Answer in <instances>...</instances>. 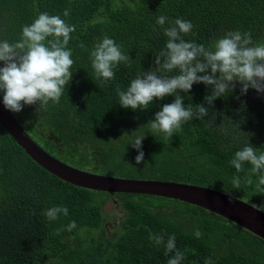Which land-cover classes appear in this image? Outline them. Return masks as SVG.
I'll use <instances>...</instances> for the list:
<instances>
[{"label": "trees", "instance_id": "1", "mask_svg": "<svg viewBox=\"0 0 264 264\" xmlns=\"http://www.w3.org/2000/svg\"><path fill=\"white\" fill-rule=\"evenodd\" d=\"M42 12L59 15L76 31L68 45L75 61L73 79L59 104L50 102L41 113L37 106L13 113L39 146L82 170L208 187L264 211V186H258V175H251L252 184L247 183L251 165L237 172L230 164L244 146L264 152V94L249 89L241 95L237 84L234 92L214 102L208 116L184 123L165 139L152 135L146 125L175 97L134 112L119 105L116 93L117 87L126 90L131 80L155 67V54L167 41L156 24L159 16L168 18L164 27L177 18L190 21L193 30L184 39L205 47L235 30L250 32L255 43H262L264 0H0V41L17 42L23 26ZM105 36L130 56L107 83L95 78L89 58ZM209 93L207 86L195 84L190 93L181 95L185 107L195 111ZM125 132L133 134L123 137ZM136 135L145 137V157L139 165L138 152L130 145ZM237 176L239 187L232 183ZM111 197L50 174L0 125V264H167L174 253L166 256L165 248L150 240L160 234L165 240L175 235L176 248L185 255L181 264H205L209 257L213 264H264L263 239L178 201L118 194L120 222L106 225L103 210ZM53 206L67 207L69 215L49 221L43 213ZM71 221L77 224L72 232L56 235L57 228Z\"/></svg>", "mask_w": 264, "mask_h": 264}, {"label": "clouds", "instance_id": "2", "mask_svg": "<svg viewBox=\"0 0 264 264\" xmlns=\"http://www.w3.org/2000/svg\"><path fill=\"white\" fill-rule=\"evenodd\" d=\"M63 15L69 16V11L66 9ZM167 20L163 15L156 20L167 41L165 48L155 54V67L131 80L126 90L116 88L119 105L134 112L149 109L156 100L175 97L174 102L164 104L146 125L152 135L167 139L181 130L184 123L202 120L209 115L214 102L234 92L237 84L241 86V95H246L249 89L264 94V42L255 43L250 32L235 30L216 39L211 47H205L184 39L192 33L190 21L177 18L164 27ZM75 31V26L59 15L42 12L33 23L23 26L17 42L0 41V62L3 64L0 67V92L6 110L18 114L25 106H37L36 112L41 113L50 102L59 104L73 79L75 61L68 45ZM89 58L95 78L107 83L114 79V69L121 62L127 63L130 56L124 55L116 42L105 36L96 43ZM195 84L207 86L210 93L193 111L191 106L185 107V97L181 93H190ZM132 134L125 132L123 137ZM144 139V136L136 135L130 144L138 152L137 165L144 161ZM230 164L237 172L244 171L245 164L251 165L247 183L252 184L251 175H258V186H264V152L258 153L251 144L244 146L235 152ZM232 183L239 187L240 178H233ZM43 214L49 221H56L61 215L68 216L69 209L53 206ZM76 227V222L71 221L66 227L57 228L56 235L72 232ZM195 236L199 238L201 233L197 230ZM150 240L157 246L162 245L166 256L174 253L167 264H181L185 259L184 253L176 248L174 234L167 236V240L165 234L150 236ZM205 264H213L212 259L206 258Z\"/></svg>", "mask_w": 264, "mask_h": 264}, {"label": "water", "instance_id": "3", "mask_svg": "<svg viewBox=\"0 0 264 264\" xmlns=\"http://www.w3.org/2000/svg\"><path fill=\"white\" fill-rule=\"evenodd\" d=\"M0 125L34 162L65 183L105 194L145 195L189 204L264 240V211L238 197L194 184L109 176L66 164L31 138L15 115L5 109L1 94Z\"/></svg>", "mask_w": 264, "mask_h": 264}, {"label": "rangeland", "instance_id": "4", "mask_svg": "<svg viewBox=\"0 0 264 264\" xmlns=\"http://www.w3.org/2000/svg\"><path fill=\"white\" fill-rule=\"evenodd\" d=\"M102 174H104V173H102ZM115 174L121 175V176L125 175V174H120V173H115ZM104 175H109V174H104ZM109 176H112V175H109ZM116 200H120V199L116 198ZM119 203H121V201H119ZM168 204L171 207H175V203L169 202ZM120 209L122 210V205L120 206ZM103 213H104V220H105L106 225H113L114 222L116 221V218H118V217L116 216V206L113 203L112 199L107 198L106 203L104 205Z\"/></svg>", "mask_w": 264, "mask_h": 264}, {"label": "flooded vegetation", "instance_id": "5", "mask_svg": "<svg viewBox=\"0 0 264 264\" xmlns=\"http://www.w3.org/2000/svg\"><path fill=\"white\" fill-rule=\"evenodd\" d=\"M116 198H117V195H112V197H111L113 203L116 206V216L118 217V218H116V221L114 222L113 225H117L120 222L121 215L123 214L121 209H120V206H121V203H119L120 200H116Z\"/></svg>", "mask_w": 264, "mask_h": 264}]
</instances>
